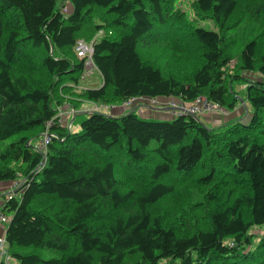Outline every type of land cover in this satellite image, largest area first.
Instances as JSON below:
<instances>
[{
	"label": "trees",
	"instance_id": "16d2710c",
	"mask_svg": "<svg viewBox=\"0 0 264 264\" xmlns=\"http://www.w3.org/2000/svg\"><path fill=\"white\" fill-rule=\"evenodd\" d=\"M244 1L192 0V18L179 0H0V183L23 178L0 208L15 263L264 264V0ZM81 40L98 88L77 89ZM243 82L252 119L224 132L183 110L78 113L146 97L233 110ZM179 196L202 223L174 226Z\"/></svg>",
	"mask_w": 264,
	"mask_h": 264
},
{
	"label": "rangeland",
	"instance_id": "374dc122",
	"mask_svg": "<svg viewBox=\"0 0 264 264\" xmlns=\"http://www.w3.org/2000/svg\"><path fill=\"white\" fill-rule=\"evenodd\" d=\"M251 0H246L244 1V3L246 2H250ZM179 5H181V7L183 9L186 10V12L190 15V17L195 18L194 14H193V10H192V0H179ZM244 4L241 3V6H243ZM240 6V9H241ZM241 14V12H240ZM243 15V14H242ZM200 26H203L207 29H216L214 23L212 22V20H201V19H197L195 20ZM251 27H253L254 29L259 30V26L255 25V23L252 21V25ZM234 33V32H233ZM241 33V32H240ZM240 41V40H239ZM158 55V53L155 55V57ZM157 58L159 60H162L161 54H159V56H157ZM172 67H174L172 65ZM252 78H256V76L251 73V74H246L247 78L249 79ZM92 78H97L98 81L100 82V74L98 72H95L92 76H90ZM88 77V78H90ZM83 80L77 87L78 90L87 88V86H98V84L94 85L93 83H91L89 81V79ZM96 87V88H97ZM246 89V84L243 83H239L238 85H235V92L237 95V99H238V103L236 104L235 109H229L227 107H217L216 110H212V111H205L204 113H202L200 116L201 120L208 125L210 128H213L216 131H226L229 127L230 124L232 123H236L239 121H243L245 123L250 122L253 116V108L250 105L249 101L247 100V98L245 97V95L243 94L245 92ZM72 92V91H69ZM73 94L75 92H72ZM139 101L135 102V105H137L138 109L136 111H138V113L143 116L142 114H144L147 118L149 119H154V120H161V119H171L172 115H174V113L177 111L179 112L180 110L185 111L186 109H190L191 105L193 103H188V102H183L180 99H176V98H138ZM83 108L78 109L80 112L78 113H84V112H91L92 111H99V112H103L104 114L110 115V112L112 111V107H121V108H126L127 110L129 109V107L123 106L122 103L120 104H116V105H111V106H107V104H95L93 105L92 103H85L83 104ZM135 105L133 106V108L135 107ZM94 109V110H93ZM111 109V110H110ZM128 113V112H127ZM126 114V113H125ZM85 118V115H80L77 119L76 122H81L83 119ZM75 117L71 120V124L73 123ZM76 128V127H75ZM15 139V138H14ZM14 139H10L8 141L5 142V145L7 146V144H10L11 140ZM41 140H38L37 142V146L40 144ZM222 174V172L220 173ZM19 181H14V182H4V183H0V193L2 192H6V194L4 195V199L6 196H8L9 193L11 192H15L17 189H19V186L21 185V183H23V178L19 177ZM229 175L225 177V179H228ZM20 184V185H19ZM16 188V189H15ZM188 193L194 198L192 201H198L196 197H199V199H201L202 194H199V191H196V188L190 185L185 186V188ZM180 195V194H179ZM182 199H180L179 197H174V198H170V200L166 201L165 204L166 206H170L171 207V213L176 215V220H174V226H177L180 228V226H182V223L185 220H190V222L193 224V226L195 225L196 222L202 223L203 222V217H202V212L200 211H193V209L188 206L189 202H187V204L184 206L182 203ZM203 202V201H202ZM163 208H165L164 204L162 206ZM161 207V208H162ZM192 219H194L195 221H193ZM180 222L181 225H180ZM190 233V232H189ZM188 233V234H189ZM252 233L255 236H262L264 235V225L258 228H254L252 230ZM258 243V239H255V245ZM161 264H166L165 262H162Z\"/></svg>",
	"mask_w": 264,
	"mask_h": 264
},
{
	"label": "built area",
	"instance_id": "2783aa9c",
	"mask_svg": "<svg viewBox=\"0 0 264 264\" xmlns=\"http://www.w3.org/2000/svg\"><path fill=\"white\" fill-rule=\"evenodd\" d=\"M76 52L80 58L86 59L85 71L82 77V81H83V80H86L88 77L92 76L97 71V68L94 65V62L92 59V53H93L92 43H87L84 40L79 41L76 46ZM137 101H139L138 98H132L130 100L122 102V105L126 107H130L134 105L135 102ZM217 107L219 106L216 104H213L207 98L200 97L196 101L193 102L190 109H186L183 112L192 114V115H201L205 111L208 112V111L216 110ZM75 113L76 111L72 108H66V107L60 108L59 113H58L59 122L67 126L68 128H70L72 126L71 120L75 117ZM48 143H49V135L46 133L44 135L43 140L40 142V144L37 147L40 151L45 152ZM9 221H10V218H8L7 216H4L0 212V229L6 230ZM0 264H16L14 259L11 257L10 253L8 252L6 231L3 235L0 236Z\"/></svg>",
	"mask_w": 264,
	"mask_h": 264
},
{
	"label": "crops",
	"instance_id": "0c3cea01",
	"mask_svg": "<svg viewBox=\"0 0 264 264\" xmlns=\"http://www.w3.org/2000/svg\"><path fill=\"white\" fill-rule=\"evenodd\" d=\"M89 79V81L91 82V83H93L94 85H96V84H98V86L100 87L101 85H102V78H101V76H100V82L98 81V79L97 78H92V77H90V78H88ZM88 88H96L97 86H87ZM98 88V87H97ZM111 110V109H110ZM129 110V109H128ZM126 108H121V107H112V111L110 112V114L111 115H115V116H119V115H123V114H125V113H127V111H128ZM143 116H145L144 114H142ZM172 118V117H171ZM6 194V192H2V193H0V208H2L3 207V205H4V195ZM6 229V228H5ZM5 231L6 230H4V229H0V236L1 235H3L4 233H5ZM17 264V263H16Z\"/></svg>",
	"mask_w": 264,
	"mask_h": 264
},
{
	"label": "bare ground",
	"instance_id": "6f19581e",
	"mask_svg": "<svg viewBox=\"0 0 264 264\" xmlns=\"http://www.w3.org/2000/svg\"><path fill=\"white\" fill-rule=\"evenodd\" d=\"M211 99V98H210ZM213 167H214V165H213ZM216 167H217V165H216ZM216 167H214V168H216Z\"/></svg>",
	"mask_w": 264,
	"mask_h": 264
}]
</instances>
